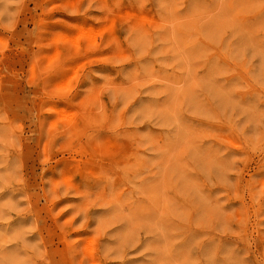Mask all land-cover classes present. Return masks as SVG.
Instances as JSON below:
<instances>
[{
  "label": "rangeland",
  "instance_id": "obj_1",
  "mask_svg": "<svg viewBox=\"0 0 264 264\" xmlns=\"http://www.w3.org/2000/svg\"><path fill=\"white\" fill-rule=\"evenodd\" d=\"M0 264H264V0H0Z\"/></svg>",
  "mask_w": 264,
  "mask_h": 264
}]
</instances>
